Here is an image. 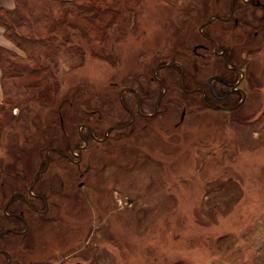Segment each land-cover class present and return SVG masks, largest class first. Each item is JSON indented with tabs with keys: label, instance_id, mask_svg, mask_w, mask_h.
Segmentation results:
<instances>
[{
	"label": "rangeland",
	"instance_id": "obj_1",
	"mask_svg": "<svg viewBox=\"0 0 264 264\" xmlns=\"http://www.w3.org/2000/svg\"><path fill=\"white\" fill-rule=\"evenodd\" d=\"M217 2L140 0L131 10L122 7L107 30L106 56H91L80 36L60 46L50 75L56 96L48 106L30 100L12 109L21 122L9 124L1 135L0 202L30 180L44 149L55 144L59 130L46 132L57 128L55 112L63 103L59 114L73 129L81 118L67 102L80 99L85 106L91 99L88 107L106 117L111 105L117 106V89L110 83L120 87L138 76L144 81L173 49L177 60L186 62L188 51L173 47L171 36L180 23L196 32ZM251 24L258 35L250 52L245 46L235 54L245 52L246 61L238 62L251 78L244 103L230 112L193 103L175 128L154 122L130 138L124 151L117 148L107 157L99 184L89 182L94 189L82 191L85 201L68 194L55 200L56 220L33 217L27 234L5 237L15 243L6 247L13 264H264V22ZM254 29H244L247 37ZM6 41L3 48L25 56ZM161 47L162 56L156 57ZM164 73L172 75L169 69ZM180 100L170 121L178 122ZM0 264H6L1 255Z\"/></svg>",
	"mask_w": 264,
	"mask_h": 264
},
{
	"label": "flooded vegetation",
	"instance_id": "obj_2",
	"mask_svg": "<svg viewBox=\"0 0 264 264\" xmlns=\"http://www.w3.org/2000/svg\"><path fill=\"white\" fill-rule=\"evenodd\" d=\"M219 1L210 6L211 13L196 27V32L189 25L180 23L171 36L173 47L188 51L186 62L177 60L179 53L173 49L170 57L163 56L165 58H161L150 73L143 76L144 81H140L138 76L136 81L120 87L115 82L110 83L111 89H117L114 93L117 106L113 109L111 105L109 115L105 117L101 110L88 107L86 103L91 99L85 101V106L80 99L75 105L76 100L66 103L71 110L76 106L73 109L75 116L81 118L76 127L70 128L67 119L64 120L60 113L56 145L44 149L41 165L30 180L17 184L0 202V250L8 253L10 259L6 247L13 243V239L5 240L7 235L19 237L27 234L33 217H37L39 222L56 220L51 215L52 210L57 208L55 200L65 199L68 194H75L85 201L87 195L82 191L93 190L94 185L99 184V176L105 173L107 157L112 155L113 150L119 148L124 151L130 138L139 137L151 129L154 122L173 129L184 121L189 111L187 107L193 103L207 110L223 112L233 111L244 103L251 78L249 69L238 62L246 61L245 52L238 58L235 54L245 46L250 52V42L258 35L257 30L251 28L254 25L251 21L261 25L264 22V0ZM206 9L201 12L202 15ZM256 11H260V15ZM246 28L254 29L251 35L248 32L251 37H247ZM190 41L194 43L188 48ZM163 50L158 48L156 57L162 56ZM168 69L172 75L162 74ZM180 98L183 105L178 122L170 121ZM46 158L47 168L33 184V177L43 169ZM13 175L20 180L24 177L21 172H13ZM92 181H95L94 185L89 184ZM12 245L15 246V243ZM0 255L7 264L6 255ZM75 263L78 262L71 264ZM26 264L32 262L27 261Z\"/></svg>",
	"mask_w": 264,
	"mask_h": 264
},
{
	"label": "trees",
	"instance_id": "obj_3",
	"mask_svg": "<svg viewBox=\"0 0 264 264\" xmlns=\"http://www.w3.org/2000/svg\"><path fill=\"white\" fill-rule=\"evenodd\" d=\"M139 1L14 0L12 9L0 8L3 37L25 55L0 47V138L6 126L21 122V115H12V109L24 107L30 100L48 106L56 96L50 75L60 46L72 36H80L91 56H106L107 30L115 25L122 7L131 10ZM59 111L55 112L57 128L46 133L59 130Z\"/></svg>",
	"mask_w": 264,
	"mask_h": 264
},
{
	"label": "crops",
	"instance_id": "obj_4",
	"mask_svg": "<svg viewBox=\"0 0 264 264\" xmlns=\"http://www.w3.org/2000/svg\"><path fill=\"white\" fill-rule=\"evenodd\" d=\"M60 1H70V0H60ZM14 6V0H0V8L12 9ZM7 41L3 38V30L0 27V47H7ZM8 44V43H7ZM1 76V72H0ZM0 95H1V86H0Z\"/></svg>",
	"mask_w": 264,
	"mask_h": 264
},
{
	"label": "water",
	"instance_id": "obj_5",
	"mask_svg": "<svg viewBox=\"0 0 264 264\" xmlns=\"http://www.w3.org/2000/svg\"><path fill=\"white\" fill-rule=\"evenodd\" d=\"M232 1H233V0H232ZM47 165H48V158H46L45 165H44L43 169H41L40 171H37V172L35 173V175H34V177H33V184L35 183V181H36L38 175L41 174V173H43V172L46 170ZM11 198H12V196L9 197L8 201L6 202V205L10 202ZM6 205H5V206H6ZM0 253L5 254L6 257H7V264H11V259H10L9 254L6 253V252L3 251V250H0ZM75 264H81V263H75Z\"/></svg>",
	"mask_w": 264,
	"mask_h": 264
}]
</instances>
